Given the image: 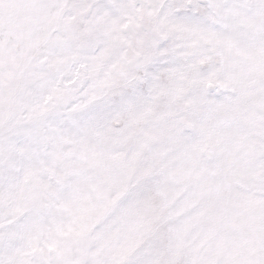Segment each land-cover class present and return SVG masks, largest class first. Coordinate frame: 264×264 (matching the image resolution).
I'll return each mask as SVG.
<instances>
[{"label": "snow or ice", "instance_id": "1", "mask_svg": "<svg viewBox=\"0 0 264 264\" xmlns=\"http://www.w3.org/2000/svg\"><path fill=\"white\" fill-rule=\"evenodd\" d=\"M0 264H264V0H0Z\"/></svg>", "mask_w": 264, "mask_h": 264}]
</instances>
